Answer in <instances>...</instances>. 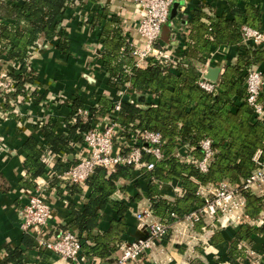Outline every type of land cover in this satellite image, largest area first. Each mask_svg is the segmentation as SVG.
I'll use <instances>...</instances> for the list:
<instances>
[{"label": "trees", "instance_id": "trees-1", "mask_svg": "<svg viewBox=\"0 0 264 264\" xmlns=\"http://www.w3.org/2000/svg\"><path fill=\"white\" fill-rule=\"evenodd\" d=\"M86 1L96 3L97 0L0 2V54L4 50L2 57L16 60L21 65L20 71L13 74L16 91L8 94L4 104L6 110L13 111L24 101L29 95L27 85H40L35 73L31 77L26 75L31 50L37 48L39 39L43 36L52 37L72 5L77 2L85 5ZM221 1L225 3L224 9L213 15L204 11V4L194 9L189 42L181 51V58L175 68L162 64L137 67L131 55L133 47L124 35L121 19L111 14L106 5L99 4L91 11L86 22L91 28L100 27L102 65L109 76L108 85L122 88L130 84L135 91L146 96L141 102L142 106L122 101L114 120L129 134L135 129L149 130L160 132L167 139L163 146V158L157 160L154 155L145 153L143 160L154 162V168L141 169L142 179L147 185L144 194L151 202V210L167 224L183 220L193 209L204 204V199L198 193L201 186L216 184L225 179L238 182L248 177L257 167L255 155L259 151L264 155V120L256 117L254 108L246 100L248 73L264 65V47L254 44L242 46L236 62L224 67V72L217 80L216 90L208 91L199 83L204 78L201 70L216 48L242 43L243 25L264 29V9L261 3L252 0ZM68 44L63 39L58 45L64 51ZM261 71L264 76V69ZM30 96L38 101L42 99L38 90H34ZM260 98L264 102L263 90ZM16 99L17 102L12 105L10 101ZM96 100L99 107H87L79 96L75 97L70 103L72 111L88 108L89 117L84 121L78 115L76 122L70 124L73 118L70 114L64 132H57L54 123L43 124L41 133L52 152L72 154L75 142L82 140L81 134L89 128L91 121L116 110V103L108 97L97 96ZM205 137L212 140L216 155L208 171L202 172L194 162L184 160L177 150L180 144L193 146L191 156L198 160L203 155L199 142ZM23 149L26 152L23 164L27 174L21 180V185L30 192L37 187V179L45 173L46 164L42 160L43 146L36 137L29 136ZM73 163L75 161L68 159L64 162L59 158L56 169L61 170ZM131 170L129 165H120L114 171L97 167L84 184L74 183L66 187L70 194H81L84 187L91 188L82 210L74 204L70 205L71 219L65 225V228H74L78 232L82 242L81 251L88 257L111 260L119 244L133 238L130 233L131 224L126 218L128 203L112 198L118 189L115 181L120 177L129 178ZM174 180H179L182 193L169 200L160 195V187ZM244 194L247 214L257 219L264 211V196L250 192ZM109 205L117 216L102 231V212ZM203 226L201 221L195 223L199 231ZM259 234H264V223L260 226L244 223L236 229L227 250L229 262L246 258L245 241ZM223 241L220 232L211 238L212 244ZM33 242L30 234L24 235L23 244L26 249L31 248ZM24 251L20 247H7V255L0 264H26ZM43 258L47 259V256Z\"/></svg>", "mask_w": 264, "mask_h": 264}, {"label": "crops", "instance_id": "crops-1", "mask_svg": "<svg viewBox=\"0 0 264 264\" xmlns=\"http://www.w3.org/2000/svg\"><path fill=\"white\" fill-rule=\"evenodd\" d=\"M262 4L264 0H252ZM99 4L106 5L109 12L120 17V23L124 35L131 44L142 45L143 39L137 31V15L135 12V0H97L87 2L85 5L72 6L68 14L63 17L64 34L68 47L63 51L59 42L53 37L43 36L39 39L41 46L33 52L29 59V69L35 73L39 81V92L42 94L40 101L32 98L20 107L16 115L3 114L0 116V261L7 255V247L23 248L24 262L26 264H75L64 257L46 250L40 245L41 238L56 239L60 230L71 219L70 205L74 204L82 210L91 188L84 187L81 194L67 192V184L59 180L53 174L56 164L48 166L45 173L38 177L37 183L43 189L46 202L51 206V214L48 223L42 227L40 235L35 231H25L22 228L21 208L27 203L29 193L24 190L21 180L26 177L24 168L26 152L23 144L29 136L36 137L41 146L46 141L41 133V123L46 119L49 123L56 124L57 132L67 129V118L72 109L70 103L79 96L87 107H92L97 102V96H106L115 103L130 101L142 102L145 94L139 93L127 87L114 88L108 85L109 76L102 65V45L100 43V27L91 28L85 21V17L94 11ZM204 4V11L210 15L221 12L225 3L221 0H175L171 6V17L162 26L158 46L169 52L174 60L181 58V51L187 47L191 29L193 11L198 5ZM63 40V39H62ZM253 43L242 42L239 45L220 46L208 57V65L205 67H219V79L224 72V67L229 63H235L242 46ZM101 52V53H100ZM0 69L9 71L14 68L20 71L18 63L3 58ZM263 70L264 65L260 66ZM259 68V70H261ZM264 92V88H263ZM117 112L94 120L95 127L103 128L108 125L107 116L114 119ZM123 144L126 139L117 137ZM88 149L85 144H78L76 150L69 155L73 161L86 156ZM59 171V170H58ZM129 178H118L115 183L117 191L112 196L113 200H123L129 205L126 218L131 224L132 237L141 236L137 228L136 213L151 209V202L145 196L146 182L142 179L141 169L131 170ZM180 182L174 180L164 183L160 187V195L173 200L180 194ZM36 188L33 190V192ZM103 219L100 223L102 231L109 227L110 220L117 216L115 210L109 205L102 212ZM261 225V224H260ZM257 225V226H260ZM236 229L224 230H197L195 226L186 224L183 220L172 224L165 238L159 241L152 254L136 262L135 264H264V234L255 235L251 240L245 241L247 256L234 263L229 262L228 247L234 239ZM216 232L222 233L224 241L212 244L211 238ZM30 234L33 246L26 249L23 244L25 234ZM251 251L253 253H251ZM119 254L117 251L111 260L97 257L85 258V264H109ZM44 255V256H43ZM47 256V259L43 257ZM84 261V259H83Z\"/></svg>", "mask_w": 264, "mask_h": 264}, {"label": "built area", "instance_id": "built-area-1", "mask_svg": "<svg viewBox=\"0 0 264 264\" xmlns=\"http://www.w3.org/2000/svg\"><path fill=\"white\" fill-rule=\"evenodd\" d=\"M2 1L7 0H0V2ZM174 1L135 0V12L138 20L137 31L143 39L142 45L132 44L131 55L137 67L145 68L153 64H162L163 66L175 68L179 62L180 59L174 60L169 52L158 46L162 26L169 18L170 9ZM78 4L80 3L77 2L72 6ZM84 19L88 21L89 17L86 16ZM52 37L56 41L64 39V24L62 22ZM242 42H251L254 45L264 47V29H254L248 25H243ZM41 45L38 41L37 46ZM1 48L2 45L0 43V52ZM36 49L31 50L30 58ZM3 54L4 50L0 56H3ZM13 63L18 62L14 60ZM18 65L21 68L20 63ZM205 67L201 70L204 78L199 83L204 89L214 91L217 89V81L213 82L205 78L207 73ZM15 71L17 72L15 65L9 71L6 69L0 70V116L11 113L17 114V112H20L21 116H23L24 112L20 109L21 105L26 103V101H31L32 97L30 94L34 90L39 91L37 83L27 85L29 95L24 101L18 104L13 111L6 110L4 104L8 100V94H14L16 91V79L13 75ZM30 72L31 70L28 68L26 74L29 75ZM127 86L134 90L130 84ZM263 86V72L259 69H251L247 77L246 100L254 108L256 117L261 120H264V102L260 98ZM10 102L13 105L17 102V99ZM130 102L139 105L134 98ZM120 104L121 102L116 103V112L120 109ZM92 107H99V105L95 102ZM78 115L87 118L89 116L88 108L72 111L71 116L73 118L69 123L74 124ZM47 118L42 121L41 127L43 124L48 123ZM105 120H108V125L103 128L89 127L81 134L82 140L75 142V150L78 144H85L88 149L86 156L81 157L66 168L59 171L54 170V176L64 181V184H84L97 167H104L109 171H114L120 165H129L132 169L146 167L151 170L154 168V162L144 161L143 156L145 153L154 155L157 160L163 158V146L166 144L167 139L160 132L135 129L129 134L113 118L107 116ZM117 137L126 139V143L123 144ZM199 148L202 150L203 155L198 160L191 156L194 147L188 144H180L177 153L184 160L194 162L202 172H207L210 163L216 155V150L213 148L212 140L208 137L203 138L199 142ZM69 155L68 153L55 154L51 151L48 144L43 145L42 160L46 164V168L48 166L54 167L59 158L67 162ZM254 160L257 167L248 177L242 178L238 182L225 179L216 184L201 186L198 193L204 199V204L193 209L184 217L183 221L191 226H195V223L201 221L204 223L202 230L207 228L211 230L238 229L244 223L256 226L262 225L264 223V211L257 219L250 218L246 212L247 199L244 192L264 196V155L262 151L255 155ZM37 184L39 185V183ZM38 185L34 192L29 193L28 201L20 212L22 228L25 231L33 230L40 235L42 227L48 223L50 218L51 206L45 200L43 189ZM180 191L182 193L181 187ZM136 220L141 236L123 240L119 244L118 256L109 264H135L143 257L148 258L157 243L168 235L172 226V224H167L154 215L151 209L137 212ZM40 245L75 264H85V258L88 257L81 251L82 242L74 228H63L56 239L42 237ZM251 253L253 252L251 251Z\"/></svg>", "mask_w": 264, "mask_h": 264}, {"label": "water", "instance_id": "water-1", "mask_svg": "<svg viewBox=\"0 0 264 264\" xmlns=\"http://www.w3.org/2000/svg\"><path fill=\"white\" fill-rule=\"evenodd\" d=\"M101 53V52H100ZM219 72L220 68L219 67H208L207 73L205 74V78L210 80V81H217L219 79Z\"/></svg>", "mask_w": 264, "mask_h": 264}, {"label": "rangeland", "instance_id": "rangeland-1", "mask_svg": "<svg viewBox=\"0 0 264 264\" xmlns=\"http://www.w3.org/2000/svg\"><path fill=\"white\" fill-rule=\"evenodd\" d=\"M170 12H171V10H170ZM169 16L171 17V14H169ZM0 55H1V54H0ZM2 60H3V57L0 56V67H1V65H2V63H1ZM0 70H2V69H0ZM26 75H27V74H26ZM32 75H33L32 72H30L28 76L31 77ZM263 77H264V76H263ZM262 90H263V87H262ZM140 94H141V93H140ZM137 103H138V102H137ZM138 104H139L140 106H142L141 102H139ZM81 117H82V119H83L84 121H87L89 116L86 118L85 116H82V115H81ZM91 123H92V124H91L89 127H95V125H94V121H91Z\"/></svg>", "mask_w": 264, "mask_h": 264}]
</instances>
